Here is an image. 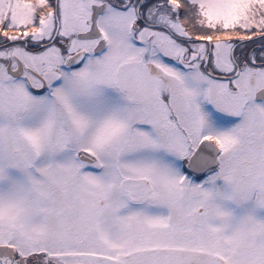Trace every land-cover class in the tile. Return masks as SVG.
Listing matches in <instances>:
<instances>
[{
  "label": "snow or ice",
  "instance_id": "1",
  "mask_svg": "<svg viewBox=\"0 0 264 264\" xmlns=\"http://www.w3.org/2000/svg\"><path fill=\"white\" fill-rule=\"evenodd\" d=\"M0 264H264V0H0Z\"/></svg>",
  "mask_w": 264,
  "mask_h": 264
}]
</instances>
